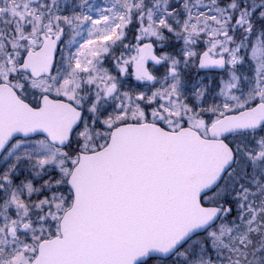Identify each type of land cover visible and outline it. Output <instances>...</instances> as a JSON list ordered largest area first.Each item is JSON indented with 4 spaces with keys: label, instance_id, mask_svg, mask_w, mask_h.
I'll return each mask as SVG.
<instances>
[{
    "label": "snow or ice",
    "instance_id": "1",
    "mask_svg": "<svg viewBox=\"0 0 264 264\" xmlns=\"http://www.w3.org/2000/svg\"><path fill=\"white\" fill-rule=\"evenodd\" d=\"M0 264H264V0H0Z\"/></svg>",
    "mask_w": 264,
    "mask_h": 264
}]
</instances>
